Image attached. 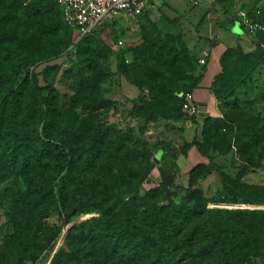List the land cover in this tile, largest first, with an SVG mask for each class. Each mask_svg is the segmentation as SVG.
I'll list each match as a JSON object with an SVG mask.
<instances>
[{
    "label": "trees",
    "instance_id": "obj_1",
    "mask_svg": "<svg viewBox=\"0 0 264 264\" xmlns=\"http://www.w3.org/2000/svg\"><path fill=\"white\" fill-rule=\"evenodd\" d=\"M262 2L245 8L262 27L254 34L235 18L253 49L237 45L222 54L210 88L219 116H208L199 136L179 149L186 157L194 147L207 163L189 171L186 186L177 185L181 171L170 149L158 187L144 191L154 167L150 152L138 153L136 169L126 161L128 134L101 121V112L115 106L101 95L111 76L102 34L117 22L83 37L67 59L76 32L56 2L0 0V207L9 208L0 264H36L53 249L62 227L47 222L52 215L66 226L93 213L99 217L76 224L50 264H253L264 257V210L228 208L264 206V185L244 181L249 171L264 172V106L256 107L264 97L239 96L264 64ZM140 20L142 43L122 51L117 65L126 84L144 95L131 102V115L192 120L182 105L203 80L200 60L181 33L162 31L145 11ZM59 57L71 64L60 80L58 65L30 70ZM58 80L67 93L56 88ZM227 157L239 162L235 174L216 167ZM213 173L220 180L217 200L201 187ZM175 191L185 194L174 199Z\"/></svg>",
    "mask_w": 264,
    "mask_h": 264
},
{
    "label": "rangeland",
    "instance_id": "obj_2",
    "mask_svg": "<svg viewBox=\"0 0 264 264\" xmlns=\"http://www.w3.org/2000/svg\"><path fill=\"white\" fill-rule=\"evenodd\" d=\"M263 0H249L247 4L243 5L244 8L253 4H260ZM117 25L114 31L107 30L102 34L104 42L110 47L111 55L105 62V66L110 70L111 76L101 84V95L115 102V106L108 111L101 112V121L113 125L115 130L120 134L127 133L129 137L125 140V146L127 149L126 161L127 163L133 162L136 169L140 167L139 152H145L148 150L151 154L150 161L154 164L153 170L149 177L142 183V190L149 191L158 187L160 183L159 168L167 167V158L170 149L176 154L177 160L182 155L179 154V149L185 140L189 141V134L184 133L183 123L185 121L175 122L172 119L158 118L156 121L151 122L145 115L134 117L131 115V102L138 100L141 96H144L138 89L128 86L122 76L118 73V57L122 51L140 45L142 43L141 28L146 22L144 20L136 21L126 18L116 19ZM159 25V24H158ZM159 28L163 30L162 25ZM235 33L241 34L242 29L240 25H236ZM247 50L251 47L253 49L252 38H247ZM130 60V56H127ZM46 65H58L61 67V72L58 75L59 80L62 72L70 67V61L63 60L62 57L43 61L38 65L30 67V70L41 72ZM57 81L56 88L61 93L68 92L67 86L64 82ZM242 99H257L264 97V64L260 65L253 74V81L247 88L241 89L239 93ZM264 101L257 103V108H262ZM100 113V112H99ZM184 113V112H183ZM187 117L188 115L185 114ZM189 117V116H188ZM185 140H184V139ZM137 157V160L135 159ZM184 157V156H183ZM182 164L185 162L182 160ZM179 166V165H178ZM224 166L225 169L235 174L239 168V162L232 157L220 158L218 165ZM244 181L248 184L264 185V172L262 170L249 171L244 177ZM177 185L186 186L187 180L185 174L180 173L176 180ZM205 194L217 200L220 196V180L216 173H213L206 180L201 182ZM185 194L184 191H175L173 198L177 199ZM212 207L224 208L227 206L221 204H213ZM233 209H248V210H264V206H228ZM8 207H0V249L3 245V236L8 232L9 215ZM99 217V214L93 213L90 215H84L76 218L71 224L64 226L63 221L57 216L52 215L47 219V222L52 226L62 227L61 234L59 235L54 248L51 250L45 249V252L41 254L36 264H50L54 255L63 246L66 234L78 223L90 218ZM27 264H32L28 262ZM253 264H264V257L254 260Z\"/></svg>",
    "mask_w": 264,
    "mask_h": 264
},
{
    "label": "crops",
    "instance_id": "obj_3",
    "mask_svg": "<svg viewBox=\"0 0 264 264\" xmlns=\"http://www.w3.org/2000/svg\"><path fill=\"white\" fill-rule=\"evenodd\" d=\"M237 6L227 2L208 4L204 0H149L145 6V13L151 20L162 25L164 31L181 33L193 55L205 63L198 65V71L204 69V76L200 86L192 93L197 114L192 120L183 123L184 133L190 135V143L198 137L205 119L219 116L217 102L211 93V84L216 75L220 73V58L228 48L237 45L247 50L248 35L235 20L239 11L246 12L243 5ZM240 25L242 33H235L236 25ZM197 71V72H198ZM186 161L182 164L181 161ZM207 163L196 148H191L186 157L177 160L180 173L185 174L188 181L189 171L198 164Z\"/></svg>",
    "mask_w": 264,
    "mask_h": 264
},
{
    "label": "built area",
    "instance_id": "obj_4",
    "mask_svg": "<svg viewBox=\"0 0 264 264\" xmlns=\"http://www.w3.org/2000/svg\"><path fill=\"white\" fill-rule=\"evenodd\" d=\"M31 0H26L29 3ZM62 9L64 21L68 27L76 32L72 46L68 49L65 58L74 59L75 45L86 35H89L108 22L116 21L119 18L138 20L142 15L146 3L149 0H53ZM208 4L227 2L237 6L247 0H204ZM263 2L260 3V6ZM259 7V6H258ZM257 7V8H258ZM244 26L251 34L262 29L261 26L253 24L247 13L238 12ZM199 63L203 65L204 60ZM182 111L189 117L197 114V108L192 93L184 96Z\"/></svg>",
    "mask_w": 264,
    "mask_h": 264
}]
</instances>
